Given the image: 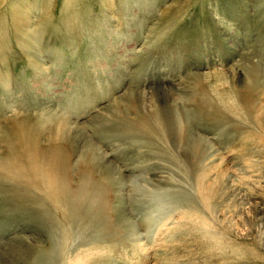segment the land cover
Listing matches in <instances>:
<instances>
[{
	"label": "rangeland",
	"instance_id": "rangeland-1",
	"mask_svg": "<svg viewBox=\"0 0 264 264\" xmlns=\"http://www.w3.org/2000/svg\"><path fill=\"white\" fill-rule=\"evenodd\" d=\"M0 264H264V0H0Z\"/></svg>",
	"mask_w": 264,
	"mask_h": 264
},
{
	"label": "bare ground",
	"instance_id": "bare-ground-1",
	"mask_svg": "<svg viewBox=\"0 0 264 264\" xmlns=\"http://www.w3.org/2000/svg\"><path fill=\"white\" fill-rule=\"evenodd\" d=\"M57 194H53V195H55V197L57 198V199H59L60 198V196L62 197L63 196V193H62V190H61V188H59L58 190H57V192H56ZM97 246V245H96Z\"/></svg>",
	"mask_w": 264,
	"mask_h": 264
}]
</instances>
